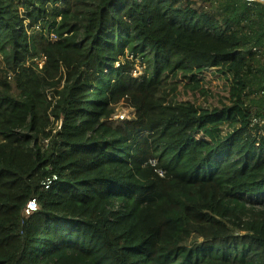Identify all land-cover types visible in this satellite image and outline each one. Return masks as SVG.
<instances>
[{"label":"trees","instance_id":"16d2710c","mask_svg":"<svg viewBox=\"0 0 264 264\" xmlns=\"http://www.w3.org/2000/svg\"><path fill=\"white\" fill-rule=\"evenodd\" d=\"M180 1L0 0V264L29 173L24 264H264V7Z\"/></svg>","mask_w":264,"mask_h":264},{"label":"rangeland","instance_id":"374dc122","mask_svg":"<svg viewBox=\"0 0 264 264\" xmlns=\"http://www.w3.org/2000/svg\"><path fill=\"white\" fill-rule=\"evenodd\" d=\"M193 1H196L197 2V6H202L203 4H204V2L202 1V0H193ZM181 3V5L182 6H186V4H187V2H188V0H181L180 1ZM38 59H40V58H38ZM127 64L129 65V66H131V67H133L132 68V70L134 71V74H138V75H140V73L142 72V73H144L147 69H148V65L145 63V62H142V60H141V58L140 57H138V58H133V59H128V62H127ZM63 85H64V83H62L61 84V87L59 88V89H57L58 91L60 90H63ZM50 90H52V89H50ZM52 92L54 93V94H52ZM50 96H56V99L57 100H59V97H58V95H55V90H52V91H50ZM53 97L51 98L52 100H53ZM132 100H134V99H132ZM132 100L130 101V102H128V101H125V100H123V101H120V102H117L116 103V114L117 113H119V115H121V114H125L126 115V118H125V120L124 121H119V122H117L116 121V114H115V116H114V121H115V123H124L127 127H128V129H131V126H129V123L131 122V121H133L134 120V114H135V105H137L138 104V101H133L132 102ZM54 102H55V100H53ZM63 120L61 119L59 122H58V127L60 128L61 126H62V124H63ZM59 128H57V129H59ZM47 140H49V139H47ZM49 143H50V146L49 147H47V149L49 150V151H51L52 149H53V146H52V142H51V140H49ZM49 184H47V186H46V189H45V193H44V196L42 197V202H41V204H40V206H39V208H38V210L39 209H43V201H44V199L47 197V195H48V193H49ZM32 189V188H31ZM26 207H28V204H27V206ZM25 210V209H24ZM23 210V213H22V218H21V228H20V242H19V250H21V248H22V232H23V227H24V222H23V219H24V213H25V211L27 210V208H26V210L24 211ZM34 225H35V216H34V219H33V225L31 226V228H29V230H28V233H27V236H26V241H27V237H28V235L30 234V233H32V231H33V229H34ZM26 247H27V242H26ZM25 251H26V248H25ZM25 251H24V262H25V258H26V255H25ZM16 258H17V256H16ZM14 264H16V259H15V263ZM24 264V263H23Z\"/></svg>","mask_w":264,"mask_h":264},{"label":"built area","instance_id":"2783aa9c","mask_svg":"<svg viewBox=\"0 0 264 264\" xmlns=\"http://www.w3.org/2000/svg\"><path fill=\"white\" fill-rule=\"evenodd\" d=\"M231 1L234 4H240L242 2H246L247 4H249V6L256 5L258 8H263L264 7V0H231ZM256 52H257V56L258 57H261V52L258 51V50H256ZM262 58H263V56H262ZM131 59H132V57H131ZM132 73L136 77H139V76H141L143 74L142 72L140 73V75L134 74V71L133 70H132ZM253 97L254 96L251 94L250 89H248V88L245 89L244 94H243V97H242V101H241V104L240 105H242V106L243 105H245V106L250 105L251 104L250 99L253 98ZM133 101L134 100H132V102ZM254 112H255V109L254 108H251L249 111H247L245 113L246 118H249L251 120V127L253 128L257 124L264 125V117H257ZM125 118H126V115L125 114H121V115H119V113L116 114V121L117 122L124 121ZM129 130H131V129H129ZM261 133L264 136V127L261 129ZM45 145H46V147H49L50 146L49 140H45ZM150 163L153 164V165H156L157 164V160L153 159V160H151ZM159 173L161 175H163L161 172H159ZM32 174L33 173H29L28 175L23 176V177L20 178L23 182H25L26 184H28V186H30L31 188L33 187V184L36 183V182H43V181H45V182H47V184L50 185L56 179V176L55 177L54 176L53 177H47V176L32 175ZM17 180H18V178L15 179L16 182H17ZM7 181L10 182L11 181V178H9Z\"/></svg>","mask_w":264,"mask_h":264},{"label":"bare ground","instance_id":"6f19581e","mask_svg":"<svg viewBox=\"0 0 264 264\" xmlns=\"http://www.w3.org/2000/svg\"><path fill=\"white\" fill-rule=\"evenodd\" d=\"M47 186V182H36L33 184V197L27 210L24 213V227L22 232V248L19 252V257L17 258L16 264H23L24 263V251L26 248V236L28 233L29 228L33 225L34 216L42 202V197L44 196L45 189Z\"/></svg>","mask_w":264,"mask_h":264},{"label":"water","instance_id":"95a60500","mask_svg":"<svg viewBox=\"0 0 264 264\" xmlns=\"http://www.w3.org/2000/svg\"><path fill=\"white\" fill-rule=\"evenodd\" d=\"M32 190H33V187H32ZM32 197H33V193H32V195H31L30 201L28 202V206H29V204H30V202H31ZM26 208H27V207H26ZM26 208H25V210H26ZM25 210H24V211H25ZM19 252H20V250L18 251L17 258L19 257ZM25 252H26V251H25ZM17 258H16V261H17Z\"/></svg>","mask_w":264,"mask_h":264}]
</instances>
